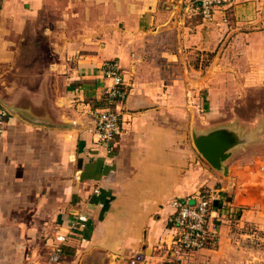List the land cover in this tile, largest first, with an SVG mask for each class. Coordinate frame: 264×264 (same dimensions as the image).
Here are the masks:
<instances>
[{"label": "crops", "instance_id": "obj_1", "mask_svg": "<svg viewBox=\"0 0 264 264\" xmlns=\"http://www.w3.org/2000/svg\"><path fill=\"white\" fill-rule=\"evenodd\" d=\"M226 29L257 31L231 40ZM112 59L128 96L122 135L101 147L94 112ZM0 71L11 73L0 91L11 112L0 137V264H53L56 236L78 213L88 224L59 264H127L138 253L162 264L172 203L197 193H214L232 220L191 264H264V248L246 245L254 236L235 230L264 224V109L248 118L229 99L234 83L243 93L264 83V0H233L211 20L188 0H0ZM216 128L241 140L228 175L194 144Z\"/></svg>", "mask_w": 264, "mask_h": 264}, {"label": "built area", "instance_id": "obj_2", "mask_svg": "<svg viewBox=\"0 0 264 264\" xmlns=\"http://www.w3.org/2000/svg\"><path fill=\"white\" fill-rule=\"evenodd\" d=\"M200 14L205 20H211L217 7L230 0H196ZM102 69L111 82L106 88L103 105L94 112L95 136L97 144L109 147L123 132V109L128 91L125 85L124 71L118 60H107ZM11 112L0 101V137L7 129ZM214 193H197L186 198L175 199L172 203L175 213L172 220L175 235L171 256L162 264H191L196 255L213 248L219 240V229L225 220L232 217L225 215L223 207H216ZM227 211V210H226ZM229 213V211H228ZM230 216V215H229ZM86 213L72 214L69 219L68 232L57 234V245L51 256V263L59 264L63 253V244L75 233L84 230L88 224ZM127 264H147L143 254L138 253L128 259Z\"/></svg>", "mask_w": 264, "mask_h": 264}, {"label": "rangeland", "instance_id": "obj_3", "mask_svg": "<svg viewBox=\"0 0 264 264\" xmlns=\"http://www.w3.org/2000/svg\"><path fill=\"white\" fill-rule=\"evenodd\" d=\"M232 2H233V0H230V2H227L224 5H229ZM188 3L194 9L197 7L196 0H188ZM225 31L227 32L225 38L229 37V35H231V40H232V38L239 36L241 33H250V32H255L257 30L256 29H253V30H251V29H248V30L247 29H237V30H235L234 35L230 34L228 29H226ZM47 39H48V37L46 36L45 40H47ZM47 42H48V40H47ZM38 51L39 50H36L35 52L37 53ZM233 52H236V54H237L240 51H238L237 48H235L231 52V54H233ZM211 56H212L211 54H208V53L205 54V56H204V64L205 65L209 64V59H211ZM1 72L2 71H0V73ZM6 74L4 76H0L1 96L3 94H5L4 92H2V90L6 91V86H9V83H11V78L9 77L11 73H9L8 76ZM234 85L236 86V88H235L236 91L232 92V94L229 95V99H235V101L233 102V105H236L237 109H234L233 111H230V112L231 113H238V114H241V115L246 116L248 118H251V114L255 112V111H253V106H256L259 108L258 112L261 114V111L264 109V83L262 84L260 82L258 86L257 85L253 86L254 91L248 92V93H245V92L243 93L241 91L242 89L239 90V87L237 86V84L234 83ZM248 88H250V89H248ZM246 90H251V86L247 87ZM201 96H203V98H205V102L208 103V101L206 100V98L208 96L207 93H206V95L202 94ZM204 110L206 113H210L209 106L206 105ZM257 165L260 168V167H262L263 164L261 162H258ZM235 230H239V232L246 231V232H248L254 236V238L253 237L247 238V240H246L247 244L246 245H250L251 247L256 246V248L257 247L264 248V241L261 238H257V236L260 235L259 232L260 233L264 232V224H262V225L253 224L251 226L243 227L241 229L237 228Z\"/></svg>", "mask_w": 264, "mask_h": 264}, {"label": "water", "instance_id": "obj_4", "mask_svg": "<svg viewBox=\"0 0 264 264\" xmlns=\"http://www.w3.org/2000/svg\"><path fill=\"white\" fill-rule=\"evenodd\" d=\"M193 139L205 160L214 169L228 175L225 162L231 156L232 149L241 143L238 133L229 128H216L206 133H195Z\"/></svg>", "mask_w": 264, "mask_h": 264}]
</instances>
